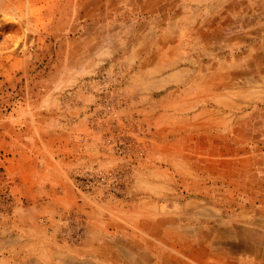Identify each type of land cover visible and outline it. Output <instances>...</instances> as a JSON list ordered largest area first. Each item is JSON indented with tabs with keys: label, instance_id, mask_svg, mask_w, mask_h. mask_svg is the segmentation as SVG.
I'll return each mask as SVG.
<instances>
[{
	"label": "rangeland",
	"instance_id": "374dc122",
	"mask_svg": "<svg viewBox=\"0 0 264 264\" xmlns=\"http://www.w3.org/2000/svg\"><path fill=\"white\" fill-rule=\"evenodd\" d=\"M218 1L0 0V115L62 165L0 193V264H191L213 226L264 216V72L196 53Z\"/></svg>",
	"mask_w": 264,
	"mask_h": 264
},
{
	"label": "crops",
	"instance_id": "0c3cea01",
	"mask_svg": "<svg viewBox=\"0 0 264 264\" xmlns=\"http://www.w3.org/2000/svg\"><path fill=\"white\" fill-rule=\"evenodd\" d=\"M208 17L210 19L212 16ZM215 18L217 26L212 28L208 24V18L203 19V45L196 53L213 55L220 54L221 49H232L237 69L264 72V0H219L217 16L212 17V21ZM211 30L217 31L219 35L217 51H210L206 47ZM16 119L12 114L0 115V193L20 199L28 193L29 184L41 182L49 185L52 181H58L57 172L62 165L59 163L61 145L54 142L52 146L47 144L43 148L40 143H32L33 138L31 140L28 136L29 129L20 126L21 124L17 125ZM57 191L58 189H53V192ZM245 213L260 214L244 222V218H235L234 223L239 224L219 223L213 226L211 230L215 227L219 231H225L216 240L211 237L193 241L195 247L189 255L191 264H264V238H259L261 235L264 237L263 212L251 208L246 209ZM236 227H241L242 230L247 228L248 233L243 234L239 240H232L230 236L235 235ZM208 234L207 237L213 236ZM154 252V258L161 254L160 249L159 253ZM159 261L161 262L160 259L155 260L154 263L162 264ZM7 263L50 264L42 255L19 254L11 257Z\"/></svg>",
	"mask_w": 264,
	"mask_h": 264
}]
</instances>
